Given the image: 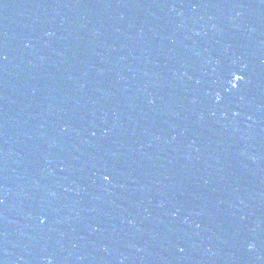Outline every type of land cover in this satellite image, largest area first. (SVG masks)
<instances>
[{"label": "water", "instance_id": "obj_1", "mask_svg": "<svg viewBox=\"0 0 264 264\" xmlns=\"http://www.w3.org/2000/svg\"><path fill=\"white\" fill-rule=\"evenodd\" d=\"M0 264H264V0H0Z\"/></svg>", "mask_w": 264, "mask_h": 264}, {"label": "snow or ice", "instance_id": "obj_2", "mask_svg": "<svg viewBox=\"0 0 264 264\" xmlns=\"http://www.w3.org/2000/svg\"><path fill=\"white\" fill-rule=\"evenodd\" d=\"M242 78H243L242 76H240V75L237 74V75H235V78H234V79H235L236 81H238V80H240V79H242ZM105 178L108 179V177H105Z\"/></svg>", "mask_w": 264, "mask_h": 264}, {"label": "clouds", "instance_id": "obj_3", "mask_svg": "<svg viewBox=\"0 0 264 264\" xmlns=\"http://www.w3.org/2000/svg\"><path fill=\"white\" fill-rule=\"evenodd\" d=\"M106 179V178H105Z\"/></svg>", "mask_w": 264, "mask_h": 264}]
</instances>
